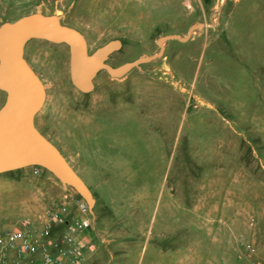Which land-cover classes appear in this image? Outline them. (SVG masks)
<instances>
[{
	"label": "rangeland",
	"instance_id": "rangeland-1",
	"mask_svg": "<svg viewBox=\"0 0 264 264\" xmlns=\"http://www.w3.org/2000/svg\"><path fill=\"white\" fill-rule=\"evenodd\" d=\"M30 12L55 14L80 30L90 51L118 39L120 47L107 59L114 66L157 52L161 35H184L193 23H207L186 41L167 40L161 57L123 77L100 70L86 93L70 81L66 44L29 40L25 56L46 89L35 123L44 133H58L59 146L69 147L79 163L71 159L76 172L110 209L111 218L94 206L100 226L133 232L122 264H176V251L175 258L171 250L157 256L154 245L194 242L188 210L197 181L206 175L215 190L221 179L228 181V201L214 224L227 223L231 235L242 234L261 251L264 0H0V24ZM4 98L0 90V104ZM74 114L83 118L74 121ZM28 167L26 178L56 179ZM14 180L2 178L0 185ZM46 185L45 208L62 192H74L60 184L63 189L50 194ZM220 203L214 202V214H220ZM22 215L0 209L1 227L10 228Z\"/></svg>",
	"mask_w": 264,
	"mask_h": 264
},
{
	"label": "water",
	"instance_id": "water-1",
	"mask_svg": "<svg viewBox=\"0 0 264 264\" xmlns=\"http://www.w3.org/2000/svg\"><path fill=\"white\" fill-rule=\"evenodd\" d=\"M198 21L184 35L168 33L157 39L159 49L119 65L107 62L120 47L111 39L90 51L84 34L64 24L55 14L30 12L0 24V90L5 98L0 106V173L26 166H38L50 172L59 182L71 187L93 211L96 199L81 176L62 152L36 127L34 119L42 108L46 89L40 76L24 56L26 43L34 38L64 43L69 53V78L80 92L94 89V78L100 70L120 78L134 67L161 57L169 39L186 41L193 32L206 26Z\"/></svg>",
	"mask_w": 264,
	"mask_h": 264
},
{
	"label": "crops",
	"instance_id": "crops-1",
	"mask_svg": "<svg viewBox=\"0 0 264 264\" xmlns=\"http://www.w3.org/2000/svg\"><path fill=\"white\" fill-rule=\"evenodd\" d=\"M74 115V121L83 118L80 115ZM45 124L48 125V123ZM63 149L68 161L77 171L79 166L76 167L75 164L72 163L71 159L74 160L76 165H79V163L71 154L69 147L64 145ZM28 168L31 167L26 166L11 171H6L12 172L13 174H11L12 176L6 177H13L16 180L12 181L11 184H6L3 182L2 184L5 185H0V209L9 210L10 212L14 211V209H19L23 213L20 218L28 214H36L45 208L43 194L46 191L47 181L49 187L51 188L50 194L57 193L63 189L62 185H60L62 183H59V181H54L56 179H47L46 176H44L43 179L39 181L26 178L24 175L30 172ZM34 169L32 170L33 173H35ZM36 173H38V171ZM2 174H4V172L0 173V179L6 178L1 176ZM207 178L208 177L206 175L204 178L197 181V184L193 189L194 195L192 194L193 203L188 210L190 213L189 221L194 224V242L190 240V242H184L183 244L172 243L170 246L167 245V247L156 244L154 245V253H156L157 256H160L171 250V253L175 258L174 253L176 251V264H244L250 260H258L260 257L264 258V245L263 248L261 247V251L255 246L256 252L254 255L247 256L243 254L240 256V254H242V250L237 245V238L239 236L243 237V235L237 232L234 235H231V231L227 226V223H225V225L214 224V222L221 220L225 209L224 202L228 201V181L226 180V182H223L221 179L219 183L217 182L215 184L218 187L215 190L214 181L212 178ZM15 194H17V196H15ZM14 197H17V199H13ZM95 199L96 203L94 206L96 207L98 204L99 207L104 209L103 212H108L111 218V211L110 209H106V204L103 203L102 200L101 203L103 204H101L96 197ZM215 201L221 202L220 214H214V211L219 208L217 205H214ZM95 207L93 208V211H90V227L81 234V238L86 243L88 257L83 263L80 264H111L115 260V257L118 258L115 264H122L126 253L132 244L133 237L131 235L133 232L127 227H121L124 229V232H119L112 229H116V226H100V222L97 221ZM218 217L220 219L216 220ZM121 232L124 235H121ZM120 235L121 238H118ZM115 253H117V256Z\"/></svg>",
	"mask_w": 264,
	"mask_h": 264
},
{
	"label": "built area",
	"instance_id": "built-area-1",
	"mask_svg": "<svg viewBox=\"0 0 264 264\" xmlns=\"http://www.w3.org/2000/svg\"><path fill=\"white\" fill-rule=\"evenodd\" d=\"M38 171L35 166L34 172ZM255 217L250 216L252 225ZM91 225L90 209L86 201L73 191L63 192L57 203L36 214L25 215L10 228L0 225V264H80L87 257L81 234ZM242 256L254 255L255 245L237 238ZM244 264H264L256 259Z\"/></svg>",
	"mask_w": 264,
	"mask_h": 264
},
{
	"label": "flooded vegetation",
	"instance_id": "flooded-vegetation-1",
	"mask_svg": "<svg viewBox=\"0 0 264 264\" xmlns=\"http://www.w3.org/2000/svg\"><path fill=\"white\" fill-rule=\"evenodd\" d=\"M24 56H25V52H24ZM25 58H26V56H25ZM26 60H27V62L31 65V63L28 61V59L26 58ZM31 67L34 69V67L31 65ZM35 70V69H34ZM35 72H36V70H35ZM42 80V79H41ZM78 90V89H77ZM79 91V90H78ZM34 122H35V119H34ZM35 125H36V123H35ZM36 127H37V125H36ZM38 128V127H37ZM40 130V129H39ZM40 132L48 139V140H50L61 152H62V150L64 151V149H63V147L61 146H59V144L61 143V139H60V137H59V135H58V133L55 131V130H52V129H49L48 130V132H46V133H44V132H42L41 130H40ZM62 154H63V152H62ZM64 156H65V154H63ZM66 157V156H65ZM66 159H67V157H66ZM68 160V159H67ZM69 162V161H68ZM70 163V162H69ZM71 164V163H70Z\"/></svg>",
	"mask_w": 264,
	"mask_h": 264
},
{
	"label": "trees",
	"instance_id": "trees-1",
	"mask_svg": "<svg viewBox=\"0 0 264 264\" xmlns=\"http://www.w3.org/2000/svg\"><path fill=\"white\" fill-rule=\"evenodd\" d=\"M77 195V194H76ZM79 197V195H77Z\"/></svg>",
	"mask_w": 264,
	"mask_h": 264
}]
</instances>
